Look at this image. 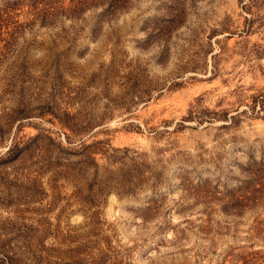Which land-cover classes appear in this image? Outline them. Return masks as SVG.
I'll use <instances>...</instances> for the list:
<instances>
[{"label": "rangeland", "instance_id": "1", "mask_svg": "<svg viewBox=\"0 0 264 264\" xmlns=\"http://www.w3.org/2000/svg\"><path fill=\"white\" fill-rule=\"evenodd\" d=\"M0 264H264V0H0Z\"/></svg>", "mask_w": 264, "mask_h": 264}, {"label": "trees", "instance_id": "2", "mask_svg": "<svg viewBox=\"0 0 264 264\" xmlns=\"http://www.w3.org/2000/svg\"><path fill=\"white\" fill-rule=\"evenodd\" d=\"M51 1L52 0H49V2H51ZM45 3H47V1ZM200 116H202V115L200 114ZM189 117H192V116L190 115ZM197 117H199V115ZM199 119H201V117ZM19 143H20L19 141H11L10 144L8 145V147L6 149V153L11 157V159L18 156L19 153L21 152L22 148L24 147L23 145H19ZM248 167H250L248 169L251 170V172L254 174V176H258V174L260 173L259 168H255V167H251V166H248ZM242 193H244V192H242ZM248 197H250V196L242 194L243 199H247Z\"/></svg>", "mask_w": 264, "mask_h": 264}]
</instances>
